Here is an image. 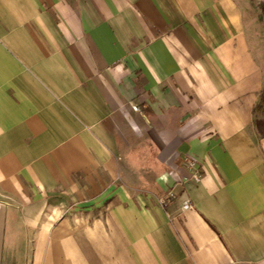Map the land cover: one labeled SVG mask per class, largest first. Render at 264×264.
<instances>
[{
	"label": "crops",
	"instance_id": "0c3cea01",
	"mask_svg": "<svg viewBox=\"0 0 264 264\" xmlns=\"http://www.w3.org/2000/svg\"><path fill=\"white\" fill-rule=\"evenodd\" d=\"M243 4L0 0V264H264Z\"/></svg>",
	"mask_w": 264,
	"mask_h": 264
},
{
	"label": "rangeland",
	"instance_id": "374dc122",
	"mask_svg": "<svg viewBox=\"0 0 264 264\" xmlns=\"http://www.w3.org/2000/svg\"><path fill=\"white\" fill-rule=\"evenodd\" d=\"M243 1V5H245L246 3L249 9L250 21L248 20V23L246 25H249L250 28V41L255 42L256 40L257 45L255 49L258 54V59L262 64H264V0ZM252 29L254 30V32H252ZM258 103H260V105L257 108V112L259 114H263V116L261 117H264V100H261L260 98Z\"/></svg>",
	"mask_w": 264,
	"mask_h": 264
},
{
	"label": "built area",
	"instance_id": "2783aa9c",
	"mask_svg": "<svg viewBox=\"0 0 264 264\" xmlns=\"http://www.w3.org/2000/svg\"><path fill=\"white\" fill-rule=\"evenodd\" d=\"M129 104L133 110H139V107L136 103L130 102ZM183 164L191 172L192 177L195 180H199V173H200L199 162L194 158L185 157L183 159ZM169 194L172 195V193H169ZM160 201H161V203H164L163 199H161ZM191 206H192V203L190 200H186L182 204L183 209L190 208Z\"/></svg>",
	"mask_w": 264,
	"mask_h": 264
},
{
	"label": "trees",
	"instance_id": "16d2710c",
	"mask_svg": "<svg viewBox=\"0 0 264 264\" xmlns=\"http://www.w3.org/2000/svg\"><path fill=\"white\" fill-rule=\"evenodd\" d=\"M260 98H261V100H264V88H263L262 95ZM254 125H255V128H256L258 134L260 136H264V117H259V118L255 119Z\"/></svg>",
	"mask_w": 264,
	"mask_h": 264
}]
</instances>
